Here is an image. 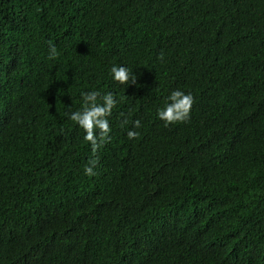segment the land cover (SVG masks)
Segmentation results:
<instances>
[{
    "label": "trees",
    "instance_id": "16d2710c",
    "mask_svg": "<svg viewBox=\"0 0 264 264\" xmlns=\"http://www.w3.org/2000/svg\"><path fill=\"white\" fill-rule=\"evenodd\" d=\"M0 264H264V0H0Z\"/></svg>",
    "mask_w": 264,
    "mask_h": 264
},
{
    "label": "clouds",
    "instance_id": "9594fccd",
    "mask_svg": "<svg viewBox=\"0 0 264 264\" xmlns=\"http://www.w3.org/2000/svg\"><path fill=\"white\" fill-rule=\"evenodd\" d=\"M50 56L56 55V48L54 45H50ZM110 75L114 81L124 83L129 81V70L120 65H113L110 68ZM82 104L81 109L70 113H65L68 119L76 123L80 128L84 130V140L90 142L92 150L95 151L99 142L108 137L110 132L109 121L107 117L111 114L113 106L116 104L112 93H105L101 95L98 90L82 92L81 93ZM98 98L102 102H98ZM193 104V96L190 92L185 93L180 89L172 90L166 98V103L162 108L157 109V117L162 120L167 126L170 123L183 122L189 119V113ZM136 126H139V121L135 122ZM98 129L97 135H94L93 129ZM138 134L132 130L127 132L129 138H133ZM92 166L84 168L86 175H94L93 167L95 161H92Z\"/></svg>",
    "mask_w": 264,
    "mask_h": 264
}]
</instances>
